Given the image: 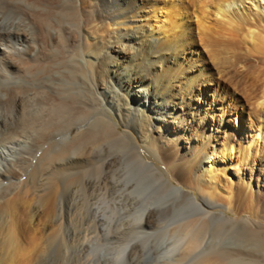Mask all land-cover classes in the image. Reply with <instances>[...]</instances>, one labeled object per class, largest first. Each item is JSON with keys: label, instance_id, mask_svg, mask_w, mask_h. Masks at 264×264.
I'll return each instance as SVG.
<instances>
[{"label": "bare ground", "instance_id": "6f19581e", "mask_svg": "<svg viewBox=\"0 0 264 264\" xmlns=\"http://www.w3.org/2000/svg\"><path fill=\"white\" fill-rule=\"evenodd\" d=\"M101 141L142 157L129 150L113 180L85 184L116 186L134 218L115 223L139 238L113 259L86 253L113 211L85 199L101 226L89 230L81 183L65 218V184L36 189L48 160L81 161ZM183 187L194 194L163 206ZM63 223L68 264H150L179 249H198L194 264H264V0H0V264H44Z\"/></svg>", "mask_w": 264, "mask_h": 264}, {"label": "rangeland", "instance_id": "374dc122", "mask_svg": "<svg viewBox=\"0 0 264 264\" xmlns=\"http://www.w3.org/2000/svg\"><path fill=\"white\" fill-rule=\"evenodd\" d=\"M134 97L136 98L137 96L135 95ZM203 100H204V98H203ZM204 101H206V100H204ZM103 110H105V112H107L114 120H116V118L110 112V110L108 108L104 107ZM118 128L119 129H122V127L120 125H118ZM90 146L93 147L94 145L91 144ZM111 146H112V144H109L108 142H105V141L104 142L101 141L98 145L95 144L94 150L92 151L93 154L91 152L90 153H87L86 155L81 156V159H80L81 161H77V162H68V163H64V164H61V165H58L57 166L56 164H54L50 160H48L45 163V167L43 168L44 170L42 169V171L39 173L38 177L36 178V184H37L36 189H37L38 192H41L43 190H46V188L51 183H53V184H61L63 182L65 184V187L64 188H66V189L62 188V186H61V188L63 190L61 189L60 190V193L58 195L59 196L58 197L59 198L58 199L59 211H60V214H61V216L63 218H65V215L64 214H66L65 213L66 212L65 211V202H66V199L65 198H68V193L67 192L69 190H72V188L74 187L75 182H76V184L81 183L80 191L77 194L74 195V198H79L80 206L82 205L81 206V209H82L81 211L83 212V216L86 217L85 223L88 222L87 223V227H88L89 230H95V226H98L99 228L101 226H99V223L96 221V219L92 215V213L94 214L95 211L98 210V209H96V207H94V206H91V204L87 205L86 200L88 202L93 203L94 205L98 204L99 205V209L101 208L100 210H103V209L104 210H107L106 214L109 213V210L110 211H113V213L116 214L115 217H114V220L115 221L113 220L112 221V224H108L109 225L108 227L105 226L106 227V231L110 229L109 232L110 231L112 232V233L111 232L109 233L110 236L107 235V233H105V232L102 231V233H100V235H99L101 237V238L99 237L100 240H98L97 242H95L96 245H94V242H92L93 246L90 249L88 248L87 249L88 251L86 250V253L89 254L91 252L92 248H96V247L99 246V247H101L100 248L101 251L102 250L104 252L106 251V253H103L104 254L103 257L104 258H107V259H113V258L117 257L118 254L121 253L122 250L124 249L125 243L128 240H130L129 238H132V239L133 238H135V239L139 238L137 236L135 230H132V231L131 230H128V232H127L126 229H122L121 228L119 230L120 231L119 233L116 232V231H114V230H117L115 228L116 227V224L115 223H118L119 224V223H121L123 221H127V220H130V219H131L130 222H133L134 218H133V216L132 217L131 216H127V214H125V213L123 214V212L120 213V208H123V207H120V206L119 207H116L115 206V199H117V197L119 196V190L117 189L116 186L115 187H111V186L108 187V185L106 186V185L103 184V185H97L95 187L91 186L89 188V187H86L85 184L88 183V182L89 183L90 182H93V181H95V182H102V180L104 178H106L109 182L111 180H113V178H115L114 177V172L117 170V166H115L111 162L117 161V158L116 157H118V156L123 157L125 155V152H129V150H130V152H132L133 159L135 161H140L141 158H142L141 155H140V153L138 152V150L136 148V145H133V146L131 145L132 146V149L128 148L127 150L125 149V151H118V152H116V150H114V148L112 149L113 146L112 147ZM42 151H43L42 148L37 151L36 156H35L36 159L39 156L42 155ZM35 158L33 159V161H36ZM4 165H7V162H5ZM63 168H64V170H63ZM50 169H51V171H50ZM59 170H60V172H59ZM149 173H152V171L150 170ZM155 173L157 175H159L156 171H155ZM58 175H60V176H58ZM38 178H39V180H38ZM52 178H53V180H52ZM64 180H66V181H64ZM70 180L73 181L74 183L71 182ZM40 181H42V182H40ZM171 181H172V183H174L176 185L178 184L177 181L174 178H171ZM67 182H69V184ZM42 185H43V187H42ZM62 191H64V192H62ZM191 194H194V191L193 190L188 189L186 187H183V193H182V197L183 198L182 197L179 198L178 196H173V195L168 196L165 199V202L163 203V206H165V207L167 206L168 207L170 205V207L173 208L172 207L173 204L180 205L181 203L184 202L183 200H185ZM60 197H62V198H60ZM118 208H119V213L116 212L118 210ZM215 212L216 213H215V218H214L215 220H214V222L217 224L220 221L219 219H217V217L219 218L222 215H221V213H219L217 211H215ZM94 215H96V213ZM199 216H200V214H197L196 215V214H192V213L190 215H187V216L185 215V217L179 216L178 224L181 223V222H183V220L186 221V220H190L192 218L193 219L196 218V217L198 218ZM244 217L249 219V217L246 216V215H244ZM89 222H90V224H89ZM62 228H63L62 233L56 238V241L54 242V244H51L48 247L49 249H47V253L45 254V257H44V261H45L44 264H68L69 263L70 257L73 254V251H72V249L69 248L65 252V249H66L65 247H69L67 245L69 243V239H70L71 236H70L69 229L67 230V228L64 225V223L62 225ZM160 228H161V225H160V227L158 225H152L151 228L148 229V231L157 232ZM96 229H97V227H96ZM111 229H113V230H111ZM64 232H65V234H63ZM92 234H93V232H92ZM134 234H136V235H134ZM64 235H66L65 237H66V239L68 241L66 242V244H61V240L60 239L63 238ZM121 242H122V244H121ZM226 242H228V241H226ZM107 244H108V247H107ZM109 245H112V246H109ZM115 249H117V250H115ZM107 251H109L108 252L109 256L107 254ZM197 253H198V249H194L192 251H189L188 249H187V251H186V249H181V250L179 249L178 252L174 253L175 255L174 254H171V256L164 257L160 262L151 261L150 264H157V263L158 264H163V263L164 264H194L193 260H194V258H195V256H196ZM50 256H51V258H50ZM53 256H55L54 257L55 259L53 258ZM81 264H82V261H81ZM94 264H99V263L96 262ZM118 264H124V259L119 260Z\"/></svg>", "mask_w": 264, "mask_h": 264}]
</instances>
